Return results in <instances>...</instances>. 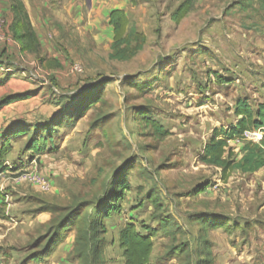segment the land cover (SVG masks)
Returning <instances> with one entry per match:
<instances>
[{
  "label": "rangeland",
  "instance_id": "1",
  "mask_svg": "<svg viewBox=\"0 0 264 264\" xmlns=\"http://www.w3.org/2000/svg\"><path fill=\"white\" fill-rule=\"evenodd\" d=\"M182 1L21 0L31 48L15 1L0 0V99L23 97L0 107V144L15 137L0 165V264H125L129 223L152 238L149 264H264V167L223 180L199 160L238 100L264 103V0H194L175 23ZM117 6L144 38L127 60L109 58ZM243 145L229 141L237 159Z\"/></svg>",
  "mask_w": 264,
  "mask_h": 264
},
{
  "label": "trees",
  "instance_id": "2",
  "mask_svg": "<svg viewBox=\"0 0 264 264\" xmlns=\"http://www.w3.org/2000/svg\"><path fill=\"white\" fill-rule=\"evenodd\" d=\"M14 1L15 5L13 9L21 15V18L23 17L22 19L24 21L21 25L23 32L20 35V39L25 41L27 46L35 48L38 39L36 33L30 31L27 23H25L28 18L24 11L23 3L21 0ZM193 1L194 0H183L172 11L170 15L172 21L179 23L190 11ZM108 24L112 27L113 33L111 52L109 53L110 59L127 60L142 49L144 38L138 36L135 34L134 30H132L130 19L124 9H112L108 15ZM133 42H135L134 46L132 45ZM20 98L23 97L19 94L4 96L0 99V107ZM234 113L238 117L237 122L228 128L215 130L199 156V160L202 163L219 167L223 180H226L234 170L255 172L264 167V103L260 104L256 110H253L246 100H238ZM152 125L157 131H161V127L158 124L152 122ZM253 129L260 130L263 133L258 142L245 139L244 133ZM12 136L1 138L0 165L11 149V142L13 138H15ZM236 139L243 140L244 142L241 148L242 155L239 159L236 158L232 148L229 146V141ZM33 147H35L34 144ZM79 218L80 213L75 215L70 214L57 225L56 229L58 230L62 227L63 224L66 223L65 221H70L72 219L76 222ZM82 222L83 218L80 219L79 223ZM76 227L78 230L76 240L78 239L84 248L88 247L91 236H88L86 228H81L79 224ZM87 227L88 229L90 227V230H92L90 225ZM65 230L66 229L56 233L48 239L42 253L44 257H48L53 248L62 241L65 237ZM118 241L119 247L122 249L125 264H149L153 251V241L150 235L138 232L134 224L129 223L125 224L120 229Z\"/></svg>",
  "mask_w": 264,
  "mask_h": 264
},
{
  "label": "crops",
  "instance_id": "3",
  "mask_svg": "<svg viewBox=\"0 0 264 264\" xmlns=\"http://www.w3.org/2000/svg\"><path fill=\"white\" fill-rule=\"evenodd\" d=\"M4 7V8H3ZM115 8H121V9H123L121 6H117V7H115ZM115 8H112V9H115ZM112 9H110V11L112 10ZM7 10H6V7L5 6H3L2 4H0V14H2V13H4V12H6ZM8 12V11H7ZM9 13L11 14V13H13V10L12 9H9ZM10 21H14V18H12V19H10ZM9 21V22H10ZM3 80V81H2ZM7 82V80H5V79H1L0 80V85L1 84H4V83H6ZM16 92H18V90H16ZM14 93V92H13ZM6 95H8V93L6 94ZM2 97V96H1ZM18 118H16V117H11V118H9V119H7L5 122V124L7 125V124H10L12 121L14 122V121H16ZM22 120V119H21ZM10 122V123H9ZM13 124V123H12ZM6 129V128H5ZM1 130H0V134H1Z\"/></svg>",
  "mask_w": 264,
  "mask_h": 264
},
{
  "label": "built area",
  "instance_id": "4",
  "mask_svg": "<svg viewBox=\"0 0 264 264\" xmlns=\"http://www.w3.org/2000/svg\"><path fill=\"white\" fill-rule=\"evenodd\" d=\"M0 36H1V33H0ZM244 135H246V136H248V137H249V136H253V137L256 136V137H257L256 139H261V134H255V133H253V132L251 133L250 131H246V132L244 133ZM41 184H42L43 186L45 185L44 182H42ZM0 262H1V258H0Z\"/></svg>",
  "mask_w": 264,
  "mask_h": 264
}]
</instances>
